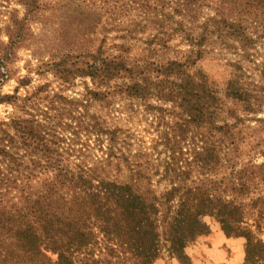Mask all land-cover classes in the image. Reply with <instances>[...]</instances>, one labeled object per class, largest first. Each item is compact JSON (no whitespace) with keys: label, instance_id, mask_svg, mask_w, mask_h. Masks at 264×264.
<instances>
[{"label":"trees","instance_id":"1","mask_svg":"<svg viewBox=\"0 0 264 264\" xmlns=\"http://www.w3.org/2000/svg\"><path fill=\"white\" fill-rule=\"evenodd\" d=\"M17 2L23 14L14 11L8 41L0 42V105L31 101L19 94L29 78L13 95L2 91L15 77L20 51L48 54V69L61 86L85 82L75 126L96 137L102 156L83 154L72 162L55 155L54 139L73 124L59 132L52 119L0 124V264H192L187 249L209 234L207 217L228 239L244 240L246 264H264V193L253 197V185L264 188V162L217 176L264 102L239 63L224 90L199 66L225 53L250 57L264 42V0ZM47 89L38 88L34 97ZM123 101L146 103L153 115L170 106L178 143L202 136L187 169L173 146L163 174L132 166L121 130L90 112ZM257 145L264 141L250 147ZM156 175L159 184L168 182L164 190L155 185Z\"/></svg>","mask_w":264,"mask_h":264},{"label":"rangeland","instance_id":"2","mask_svg":"<svg viewBox=\"0 0 264 264\" xmlns=\"http://www.w3.org/2000/svg\"><path fill=\"white\" fill-rule=\"evenodd\" d=\"M14 11L20 16L23 14V8L18 4L17 0H0V42L8 41L5 29L9 26ZM178 43L179 41L173 43L172 46L175 47ZM41 52L45 53L43 50ZM133 53L136 56H140L141 50H135ZM33 54L32 47L20 51L13 67V75L15 77L2 90L3 94L13 95L20 86V81L29 78L31 83L27 87L21 88L19 94L23 99L31 98V101L26 107L17 108L12 105L1 104L0 124H9L15 120H31L33 118L42 120L43 124H48V121L52 119L51 124L58 125V132L65 128L64 125L73 124L75 131L72 129L68 133L61 131V136L57 135V138L54 139L59 144V152L55 155L72 162H75L83 154L92 155L94 158L101 157L102 152H100L101 149L96 144V137L89 138L85 132H81L75 126L79 123V114L75 108L85 91V82L82 79H77L70 87L61 86L46 64L50 62L49 55L37 54L34 57ZM249 55V58L247 55L239 58L236 54L231 53L214 55L206 58L199 66L220 90H224L227 81L230 79L234 69H236L233 64L239 63V66L243 68L240 74L243 75L244 81L255 93L262 97L264 102V42L260 41L257 48L250 50ZM39 57L44 58L43 61L36 59ZM88 83L93 87L90 80H88ZM43 86H48V89L35 98L34 92ZM70 102H73L74 105L70 106ZM67 109L71 112L70 116H68ZM90 112L91 115L100 116L101 121L105 123L103 124L104 126L121 130L124 150L128 160L132 163V166H134L135 162L142 165V169L151 172L149 174L164 173L167 164L172 162L171 158L173 155H171L169 149L172 146L177 152L175 159L180 161V167L187 169L194 146L198 147L202 144L200 142L202 136H197L195 139L189 136L186 142L178 143L181 140L176 131L175 116L172 115L173 112H171L170 106H164L163 112L156 111V114L153 115L149 114L152 111L148 109V104L146 103L123 101L115 104L113 109L104 110L97 106L92 108ZM258 119L259 122L256 119H250L253 121L248 120L243 125L245 139L240 145L241 148L236 151L235 155H230L231 163L223 165V169L217 173L219 178L230 176L233 170L236 172L244 168L249 169L264 162L262 153L264 146L257 145L255 150L250 147L264 141V106L263 112L258 116ZM61 137H64L65 141L60 143L58 141L61 140ZM169 141L171 145L168 144ZM177 143L178 146H176ZM179 146L183 149L182 153L179 152ZM159 180H162L161 175H156L155 185L159 190H164L168 182L163 181L159 184ZM261 193H264V188L253 185V197ZM204 221L209 228V234L198 237L196 242L187 249V254L192 264L198 260L205 264H230L231 257L236 260L235 264H246L245 242L239 238L229 239L234 240L233 247L228 245L220 247V251L226 252L227 255L225 256L222 252L223 257H220V253L214 255L219 263H214V260L210 259L208 255V250L212 249L209 241L210 237L216 232L224 233V231L222 226L212 218H204ZM160 264L165 263L162 262ZM172 264L178 263L174 262Z\"/></svg>","mask_w":264,"mask_h":264},{"label":"crops","instance_id":"3","mask_svg":"<svg viewBox=\"0 0 264 264\" xmlns=\"http://www.w3.org/2000/svg\"><path fill=\"white\" fill-rule=\"evenodd\" d=\"M210 245H211V248L213 249H209L208 250V255L210 256V259L214 260L213 262L214 263H219L218 260L215 258L214 255H217V253H220V257H223V254H225V256L227 255L226 252L224 251H220V247H222L223 245H228V246H231L233 247L234 246V240H229L226 235L224 233H215L213 234L211 237H210ZM223 254H222V253ZM214 257V258H212ZM231 263L230 264H235L236 263V260H233L232 257L230 259ZM221 262V261H220ZM194 264H205L201 261H196V263Z\"/></svg>","mask_w":264,"mask_h":264}]
</instances>
